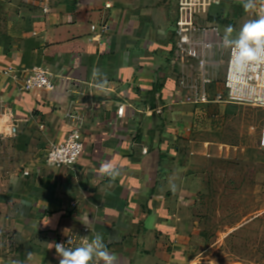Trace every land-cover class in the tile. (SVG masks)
I'll list each match as a JSON object with an SVG mask.
<instances>
[{
    "label": "crops",
    "instance_id": "1",
    "mask_svg": "<svg viewBox=\"0 0 264 264\" xmlns=\"http://www.w3.org/2000/svg\"><path fill=\"white\" fill-rule=\"evenodd\" d=\"M178 2L50 0L45 14L0 0V96L18 129L0 140V264H59L49 243H66L64 229L77 245L100 234L114 264H264V112L179 102ZM239 6L217 0L198 24L238 31L261 8L237 20ZM36 66L54 90L25 91L2 73ZM75 117L82 156L49 167L47 149ZM104 161L120 168L115 181L98 175Z\"/></svg>",
    "mask_w": 264,
    "mask_h": 264
},
{
    "label": "built area",
    "instance_id": "2",
    "mask_svg": "<svg viewBox=\"0 0 264 264\" xmlns=\"http://www.w3.org/2000/svg\"><path fill=\"white\" fill-rule=\"evenodd\" d=\"M37 6L45 14L51 12L50 0H23ZM217 0H179L178 19L175 28V53L171 64L179 69L178 84L185 94L178 98L181 103H236L261 108L264 112V63L252 65L240 71L234 65L229 50L222 47V37L217 26L198 24L201 14ZM225 68L223 91L211 99L209 86L216 81L220 68ZM13 78L25 91L55 89L52 74L46 67L26 69L7 68L2 71ZM125 105L118 109L122 117ZM64 141L53 143L46 152L49 167H73L84 152L83 119L76 118ZM12 112L0 96V140L15 137L18 129L12 121ZM264 142V118L261 131ZM65 243V242H62Z\"/></svg>",
    "mask_w": 264,
    "mask_h": 264
},
{
    "label": "clouds",
    "instance_id": "3",
    "mask_svg": "<svg viewBox=\"0 0 264 264\" xmlns=\"http://www.w3.org/2000/svg\"><path fill=\"white\" fill-rule=\"evenodd\" d=\"M243 10L249 13L257 8V3L261 5L260 12L255 19H249L236 31L231 25L224 30L222 37V47L229 50L232 61L240 71L252 65L264 63V0H241ZM235 32V35H234ZM100 75V70L93 69V77ZM106 79L98 85L103 88ZM98 175L107 177L115 181L120 175V168L111 161H104L98 169ZM90 230V221H81ZM50 221L47 224L48 225ZM66 243H49V249L55 248L59 264H114L116 257L111 254L104 243L103 237L96 234L91 241L82 237V243L77 245L71 236ZM31 255V254H29Z\"/></svg>",
    "mask_w": 264,
    "mask_h": 264
},
{
    "label": "rangeland",
    "instance_id": "4",
    "mask_svg": "<svg viewBox=\"0 0 264 264\" xmlns=\"http://www.w3.org/2000/svg\"><path fill=\"white\" fill-rule=\"evenodd\" d=\"M242 13H243V8H241L240 6L239 7H236V19L237 20H241ZM254 16H257V14H254ZM237 30H238V28H237Z\"/></svg>",
    "mask_w": 264,
    "mask_h": 264
}]
</instances>
